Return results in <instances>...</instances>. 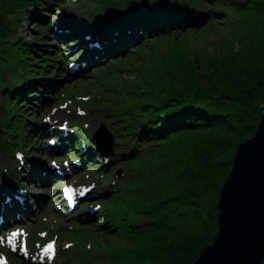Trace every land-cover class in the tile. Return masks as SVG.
<instances>
[{
    "label": "rangeland",
    "instance_id": "rangeland-1",
    "mask_svg": "<svg viewBox=\"0 0 264 264\" xmlns=\"http://www.w3.org/2000/svg\"><path fill=\"white\" fill-rule=\"evenodd\" d=\"M55 1H52L51 7L47 5L48 0H41L42 5H32V0L26 1L17 10L10 8L7 17H0L6 21L5 24L0 23V53L7 58L6 62L0 64L5 84H10L11 79L20 76L11 67L9 71L4 69L18 54L21 56L22 50L21 54H17L11 49L18 42L40 53L32 54L30 51V58L22 61V66L32 65L34 70L41 71L44 70L42 64H51L49 71L44 73L42 86L38 87V91L31 92L33 99L23 105L24 99L12 100L0 88V167L14 171L18 177L17 186L13 190L9 180L0 174L1 182L5 179L10 192H13V196L6 192L5 210L11 208L9 213L15 216L11 224L5 223L0 227V259L6 260L4 264H66L69 254L75 259L70 260L72 264H88L89 259H101L104 251L98 243L120 240L109 238L106 231L100 228L103 225L101 220L104 219L102 204L121 189L125 190L127 182L139 181L144 168L132 162H124L129 158L131 149L137 148L143 160L149 156L143 138L137 140L136 135V140H130V133L124 134L128 129V126L123 127L125 118L133 116V120H130L131 128L141 113L143 102L151 98L157 102L162 99L163 93H172L190 86L189 78L185 77L186 72L190 71V65L191 73L196 76L205 74L216 65L226 64L224 62L228 54L235 52L241 44L240 20L237 16L241 17L244 11L235 14V7L228 0H165L167 3H181L182 9L190 14L170 24L162 22L164 25L159 29H151L158 28V21L141 27L128 26L131 25L128 22L134 19L132 16L119 17L122 25H115L114 18L109 23L113 39L111 44L118 48L123 36L127 40L125 45L110 50L108 40L102 57L94 56L87 61L83 55L81 58L74 55V50L85 53L98 49L94 44L99 42L90 40L96 31H88L87 28L91 21L89 18H93L100 6L103 8L102 0H81V4L74 0ZM82 6L83 15L79 13ZM67 9L74 13V17L70 23L59 25L58 18ZM245 11L250 15L242 16L241 19L243 21L246 17L251 20L248 27L255 21L264 29V19L253 20L264 17V8L257 13L254 10ZM192 13L197 14L196 19H191ZM76 23L84 28L83 40L78 43V47L75 39L67 36L74 30L73 34H79L74 27ZM115 26L122 27L125 34L119 29L114 34ZM102 29L105 30L100 31L104 39L106 28L103 26ZM128 31H134V34ZM87 34H90L87 36L89 40L86 39ZM263 34L264 31H259L255 36ZM89 41V46L96 47L94 50L86 46ZM23 54H27L26 51ZM194 60L198 65L196 67ZM35 62L37 64L33 65ZM72 62L79 63L81 67L77 74L70 69ZM169 66H177L176 77L167 74ZM7 118H13L12 126L19 133L18 139L12 136V144L17 145L19 141L22 143V151L33 150L39 161L35 164L43 159L42 170L38 165L30 164L29 168L21 163V159H29V154L20 151L15 154L6 149L5 144L9 141L5 135ZM100 132L112 137V153L107 154L104 152L107 149L99 148L96 137H99ZM89 133H92V140L86 139ZM52 134L61 139V144H57ZM159 156L163 155L154 150L148 163L154 165L161 161ZM53 162L64 169V175H59L51 167ZM114 170L115 174L110 176ZM27 176L36 180L30 181ZM141 178L145 180L144 175ZM25 179L27 181H22ZM69 184L76 187V199L79 198L73 208L68 207L63 200L61 191ZM20 189L26 190V203L15 205L11 202L17 199ZM85 189L87 193L81 195ZM4 203L3 206L0 203L2 209ZM6 205L9 207L6 208ZM16 231L22 235L16 238L14 248L13 244H8L6 236L10 237ZM53 241L54 252L49 259L43 249Z\"/></svg>",
    "mask_w": 264,
    "mask_h": 264
},
{
    "label": "trees",
    "instance_id": "trees-1",
    "mask_svg": "<svg viewBox=\"0 0 264 264\" xmlns=\"http://www.w3.org/2000/svg\"><path fill=\"white\" fill-rule=\"evenodd\" d=\"M26 1L30 2L0 0V17H7L10 8L17 10ZM32 1V5H42L41 0ZM52 1L48 0L49 7ZM228 1L235 7V14L244 11L241 17L250 15L245 10H254L257 13L264 8V0ZM74 2L82 3L81 0ZM102 4L103 8L100 6L93 18H89V31H92L95 25L102 31L104 26V39L109 40L110 50L122 48L127 41L126 37L122 36L118 48L111 44L113 39L109 23L114 18V24L120 25L122 19L119 20V17L132 16L134 19L128 22L131 24L128 26L141 27L158 21V28L151 29H159L165 23L182 20L190 14L182 9L181 3H167L165 0H102ZM58 6L62 8L60 3ZM80 9L79 13L83 15V6ZM241 17L237 16L238 21L240 20L241 44L235 52L228 54L229 57L224 62L226 64L216 65L214 69L207 70L200 76L191 73L190 65V71L185 74L190 80L189 87L163 93L162 99L157 102L152 98L143 102L140 106L141 113L137 115L131 128L130 120H133V116L125 118L123 127L128 126L129 130H125L124 134L130 133V140L143 138L149 156L143 160L142 155L138 154L139 150L133 148L124 162L143 167L141 175H144L145 180L143 181L140 175L139 181L127 182L125 190L121 189L108 201L103 202L104 219L101 220L103 225L100 228L106 231L109 238L120 240H107L106 244L99 241L98 246L102 247L104 256L99 260L89 259L88 264H192L204 245L212 242L218 229L216 205L220 188L232 168L238 145L254 134L260 109L264 105V34L255 36L264 29L255 21L248 27L251 20L245 17L242 21ZM196 18L197 14L192 13L191 19ZM260 19L264 17L253 18ZM5 22L0 19L1 24ZM256 25L260 27L257 28ZM74 27L79 31L75 42L82 41L83 27L80 28L78 23ZM118 29L122 33L125 31L118 27L113 29V33L119 31ZM73 32L67 36L75 35ZM11 49L20 54L22 50V54L20 56L17 53L13 62H8L4 69L9 71L8 68L11 67L13 72L20 76L11 79L10 84H5L3 67H0V84L3 85H0V88L2 87L4 95L12 100L24 99L23 105L33 99L31 92L38 91V87L42 86L44 73L49 71L51 64H42L44 70L41 71L34 70L32 65L22 66L21 62L30 58V51L32 54L40 53L32 47L23 46L21 42ZM24 51L27 54L24 55ZM2 54L0 53V64L7 61L6 56ZM102 55L103 50H98L85 52L83 57L89 61L94 56ZM194 65L198 66L195 60ZM176 70L177 66H169L166 72L170 77H176ZM13 117L16 118V114ZM12 119L5 120V135L9 140L5 144L6 149L15 154L18 151L29 154V159L25 158L23 163L39 166V163L35 164L39 161L33 150L22 151V143L19 141L17 145L12 144V136L16 139L19 137L18 131L12 126ZM86 139L91 140L92 133H89ZM153 147L161 149L152 150ZM154 150H158L163 156H159L161 161L153 165L148 162ZM115 171H111L110 176H113ZM0 174L2 178L9 180L8 183L12 184L14 190L18 181L16 173L6 167H0ZM1 189L0 186V201L4 203L7 194L1 192ZM10 194L13 196V192ZM68 256L70 258L66 264H72L70 260H75L74 256Z\"/></svg>",
    "mask_w": 264,
    "mask_h": 264
},
{
    "label": "water",
    "instance_id": "water-1",
    "mask_svg": "<svg viewBox=\"0 0 264 264\" xmlns=\"http://www.w3.org/2000/svg\"><path fill=\"white\" fill-rule=\"evenodd\" d=\"M112 153V137H96ZM218 229L192 264H264V105L254 134L241 142L217 202Z\"/></svg>",
    "mask_w": 264,
    "mask_h": 264
},
{
    "label": "bare ground",
    "instance_id": "bare-ground-1",
    "mask_svg": "<svg viewBox=\"0 0 264 264\" xmlns=\"http://www.w3.org/2000/svg\"><path fill=\"white\" fill-rule=\"evenodd\" d=\"M74 17V13H72V11L70 10V9H67V10H65L64 11V15H62V16H60L59 18H58V23H59V25H64V24H68V23H70V19L71 18H73ZM82 29H84V28H82ZM82 29H81V32H82ZM88 29V31H89V28H87ZM94 30L96 31V33H95V36H94V32H93V37H91L90 38V40L91 39H93L94 40V42H99V43H95V44H97V46L96 47H98V49H96V50H94L96 47H91V46H89V43H91V41H89L88 42V44L86 45L87 47H90L91 48V50H94V51H98V50H103V48L105 49L106 48V40L105 39H103L102 38V33L100 32L101 31V29L98 27V26H94ZM133 30H135V29H133ZM130 31H128V33H129ZM134 32V31H133ZM133 32H130L129 34H132ZM134 34V33H133ZM88 35H90V34H87L86 35V39H88L89 37H87ZM78 36V34H75V36H72V37H70V38H73V39H76V37ZM81 38H83V37H81ZM89 40V39H88ZM81 41H76V43H75V45H76V47H78V45L80 46V44H78V43H80ZM93 42V41H92ZM104 42V43H103ZM101 46V47H100ZM81 54V55H80ZM84 54V52L82 51V53H80V51L78 50V49H75L74 50V55H76V56H80V58H81V56ZM80 58H79V61H80ZM73 63V62H72ZM71 63V64H72ZM70 64V65H71ZM52 136H53V138H54V140L55 141H57V144H61V139H57L56 137H57V135H55V134H52ZM92 140V139H91ZM52 148V147H51ZM45 159V158H44ZM24 162V159H21V163H23ZM43 159H41L40 160V163H39V169H41L42 170V166H44L43 165ZM25 165H27V164H25ZM24 166V164H22V167ZM21 167V168H22ZM27 167H29L30 168V165L28 166L27 165ZM27 179H29L30 181H35L36 179H32V178H30V177H28L27 176ZM22 181H27L26 179L25 180H22ZM23 185V184H22ZM0 186H1V192H3V193H6V192H10V187L8 186V184L6 183V180L4 179V182L2 181L1 182V180H0ZM23 189H21L20 191H22ZM13 191V190H12ZM20 194V193H19ZM57 195H59V193L57 192L56 193ZM25 198H26V194L25 195H23ZM78 200H79V198L78 199H76V202H78ZM36 202H38V201H36ZM75 202V204L74 205H77V203ZM0 203H2L1 201H0ZM11 203H14L15 205H22V204H24V203H26V202H24V201H18L16 198H14V202H11ZM2 206H3V203H2ZM7 207H9L8 205H6V208ZM11 210V208L9 209V211ZM9 211H7V209L5 210V203H4V208L2 209L1 208V206H0V216H1V218L0 219H2V221H3V223L1 224V226H3L5 223H6V225H9V223L11 224L12 223V220H14L15 219V216H14V214L12 213H9ZM22 211H23V209H22ZM21 211V212H22ZM16 214H20V213H16Z\"/></svg>",
    "mask_w": 264,
    "mask_h": 264
},
{
    "label": "snow or ice",
    "instance_id": "snow-or-ice-1",
    "mask_svg": "<svg viewBox=\"0 0 264 264\" xmlns=\"http://www.w3.org/2000/svg\"><path fill=\"white\" fill-rule=\"evenodd\" d=\"M68 192L71 193L72 189L69 188ZM83 195V193H81ZM22 235V233L20 231H16L13 232L12 235L8 238V243L13 244L14 248H15V240L18 236ZM54 241L52 243H49L44 249H43V253L46 254L49 259H51V256L54 252ZM21 248H24V245L21 244ZM25 252H26V248H24Z\"/></svg>",
    "mask_w": 264,
    "mask_h": 264
}]
</instances>
